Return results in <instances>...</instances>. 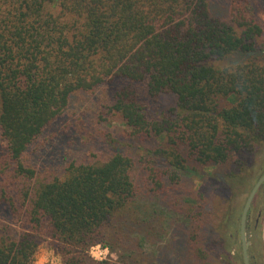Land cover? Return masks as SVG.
<instances>
[{
  "label": "trees",
  "instance_id": "obj_1",
  "mask_svg": "<svg viewBox=\"0 0 264 264\" xmlns=\"http://www.w3.org/2000/svg\"><path fill=\"white\" fill-rule=\"evenodd\" d=\"M209 2L0 0V133L11 169L0 183V214L8 219L0 264H33L45 242L63 264H144L147 257L176 264L178 253L159 249L165 211L191 222L183 260L204 258L211 240L200 235V206L183 201L192 171L179 148L202 165H241L264 143V22L257 16L264 13L252 0H234L228 24ZM115 80L125 85L110 109L136 150L154 138L164 147L146 161L112 139L107 159L72 160L62 177L38 182L24 161L30 148L73 94ZM163 94L177 106L153 114L144 99ZM143 199L155 203L146 210ZM96 245L119 250L120 261H94Z\"/></svg>",
  "mask_w": 264,
  "mask_h": 264
},
{
  "label": "rangeland",
  "instance_id": "obj_2",
  "mask_svg": "<svg viewBox=\"0 0 264 264\" xmlns=\"http://www.w3.org/2000/svg\"><path fill=\"white\" fill-rule=\"evenodd\" d=\"M209 1L212 15L230 24L234 0ZM252 1L258 3L260 13H264V0ZM257 16L264 22L262 16L259 14ZM240 59L238 57L236 61ZM124 85L125 82L115 80L92 92L79 91L73 94L67 110L25 155L24 161L36 170L38 182H48L58 176L62 177L72 160L83 163L107 159L110 150L108 143L112 139L118 141L120 146L134 158L153 161L155 150L164 147L165 142L156 138L141 140L137 142L140 149L136 150L134 141L127 137V128L122 119L110 109L115 92ZM144 101L153 114L161 111H168L169 114L177 106V99L172 94H163L153 99L146 97ZM171 148L176 150L173 144L168 143V150ZM179 151L182 152L192 171L188 173L182 184L183 201L189 205L200 206L197 211L203 213L204 219L200 235L205 240H211L209 249L206 247L207 250L203 249L204 258L191 255L192 258L189 260H192L193 264H198L199 260L207 264H217V262L244 264L240 241L241 215L252 188L264 173V143L254 151L246 163L241 165L236 161L220 165H202L193 161L189 148L182 147ZM5 158L6 145L0 133V183H5L11 171ZM135 179L139 182L140 177L135 176ZM145 201L143 199L140 203L144 205ZM154 203L152 199L148 200L144 209H149ZM164 214L160 218L165 227L168 225V232L159 249L165 246L168 255L178 253L180 257L176 264H190V261L183 260L186 259V254L181 255L184 238L191 234L189 218L172 216L168 211ZM7 221L5 215L0 214L1 229H6ZM182 223L186 224V227L180 230L177 225ZM249 229L251 264H264V185L250 210ZM97 246L89 250V255L94 261H120L122 253L119 250H109L101 256L103 249ZM41 249H43L40 252L41 256L51 251L53 255L61 258L60 264H63L62 257L47 242L40 246L38 252ZM156 263L157 259L153 257H147L144 261V264ZM33 264H36V260ZM45 264H52L50 257L45 258Z\"/></svg>",
  "mask_w": 264,
  "mask_h": 264
},
{
  "label": "water",
  "instance_id": "obj_3",
  "mask_svg": "<svg viewBox=\"0 0 264 264\" xmlns=\"http://www.w3.org/2000/svg\"><path fill=\"white\" fill-rule=\"evenodd\" d=\"M264 185V173L263 175L257 180L254 187L252 188L248 199L245 203L242 215H241V222H240V238H241V246H242V254L244 264H251V255L249 253L250 250V229H249V217H250V210L252 208L253 202L261 189Z\"/></svg>",
  "mask_w": 264,
  "mask_h": 264
},
{
  "label": "clouds",
  "instance_id": "obj_4",
  "mask_svg": "<svg viewBox=\"0 0 264 264\" xmlns=\"http://www.w3.org/2000/svg\"><path fill=\"white\" fill-rule=\"evenodd\" d=\"M43 249H41L37 255H36V264H45V258L46 257H50L52 264H60V260L61 258L57 255H53L51 251H48L46 253H44L43 256L40 255V252H42Z\"/></svg>",
  "mask_w": 264,
  "mask_h": 264
},
{
  "label": "built area",
  "instance_id": "obj_5",
  "mask_svg": "<svg viewBox=\"0 0 264 264\" xmlns=\"http://www.w3.org/2000/svg\"><path fill=\"white\" fill-rule=\"evenodd\" d=\"M97 247H99L100 249H103V252H101V256H104L106 253H108L109 249L108 248H105L101 245H98ZM99 259H103V258H99Z\"/></svg>",
  "mask_w": 264,
  "mask_h": 264
}]
</instances>
